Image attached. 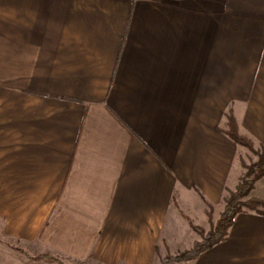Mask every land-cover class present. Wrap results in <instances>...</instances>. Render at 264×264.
<instances>
[{
	"label": "crops",
	"instance_id": "1",
	"mask_svg": "<svg viewBox=\"0 0 264 264\" xmlns=\"http://www.w3.org/2000/svg\"><path fill=\"white\" fill-rule=\"evenodd\" d=\"M230 118L264 148V0H0L4 236L86 264L189 250L242 174ZM182 264H264V215Z\"/></svg>",
	"mask_w": 264,
	"mask_h": 264
},
{
	"label": "trees",
	"instance_id": "2",
	"mask_svg": "<svg viewBox=\"0 0 264 264\" xmlns=\"http://www.w3.org/2000/svg\"><path fill=\"white\" fill-rule=\"evenodd\" d=\"M225 134L238 146L245 147L250 152L255 153L257 161L249 167L244 166L247 170L246 177H252L250 181L241 179L235 190L232 191L226 198L223 211L218 220L212 225L211 229L206 233L199 232L200 240L195 242L189 250L178 252L174 255H168L160 260V264H182L191 260H195L214 246L226 240L228 231L233 225L236 216L243 212V209L255 211L264 215V201L259 199H248L243 202V199L253 190L254 184L264 177V148L260 151H255L250 140L242 137L237 132V127L232 118L229 119L228 130ZM207 217L211 219V206L207 204ZM193 227V226H192ZM195 230L198 231L195 227ZM53 260V259H52ZM57 263L58 260H54ZM58 264H62L59 262Z\"/></svg>",
	"mask_w": 264,
	"mask_h": 264
},
{
	"label": "rangeland",
	"instance_id": "3",
	"mask_svg": "<svg viewBox=\"0 0 264 264\" xmlns=\"http://www.w3.org/2000/svg\"><path fill=\"white\" fill-rule=\"evenodd\" d=\"M245 148V147H244ZM255 149V148H254ZM247 155H245L244 159H242V174L239 179L240 180L245 177V180L248 179V181L251 180L252 177H246V174L248 173L247 170L244 168L243 165L249 167L253 163L257 161V156L255 153L250 152L248 149H246ZM262 149H255V151H260ZM238 182V183H239ZM251 193V192H250ZM249 193V195H250ZM249 195L243 199V202L247 201L249 198ZM260 200V199H259ZM247 210V209H243ZM212 211H210L211 219H212ZM222 213V212H221ZM202 232L206 234L207 232L198 230V233ZM200 240V238H199ZM198 240V241H199ZM38 249V250H37ZM168 256V255H167ZM53 259V260H52ZM163 259V258H162ZM58 260L62 264H86V263H78V262H71L64 258L63 256H60L56 253L48 252L46 250H41L37 248V246H27L25 244H20V242L15 241L12 238L6 237L3 235V232L1 230L0 225V264H58L56 261Z\"/></svg>",
	"mask_w": 264,
	"mask_h": 264
}]
</instances>
